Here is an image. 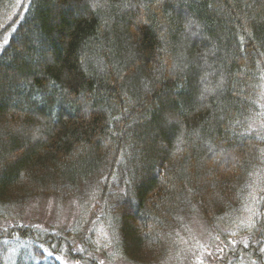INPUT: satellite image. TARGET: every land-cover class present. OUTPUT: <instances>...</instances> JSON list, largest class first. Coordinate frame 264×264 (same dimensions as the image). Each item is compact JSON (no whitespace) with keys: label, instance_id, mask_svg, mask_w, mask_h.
Masks as SVG:
<instances>
[{"label":"trees","instance_id":"trees-1","mask_svg":"<svg viewBox=\"0 0 264 264\" xmlns=\"http://www.w3.org/2000/svg\"><path fill=\"white\" fill-rule=\"evenodd\" d=\"M258 103L264 0H0V220L17 221L0 237V264L14 256L13 232L38 264H62L63 245L98 264L90 254L108 248L83 235L98 214L114 257L159 264L188 213L216 233L246 202L260 207L251 233L264 243ZM256 118L259 130L246 129ZM41 197L77 198L79 229L23 227Z\"/></svg>","mask_w":264,"mask_h":264},{"label":"rangeland","instance_id":"rangeland-1","mask_svg":"<svg viewBox=\"0 0 264 264\" xmlns=\"http://www.w3.org/2000/svg\"><path fill=\"white\" fill-rule=\"evenodd\" d=\"M258 105L260 104L258 103ZM260 107L264 111V107L261 105ZM259 126V120L256 118L249 122L246 129L254 131ZM244 205L243 212L236 219L234 226L232 228L221 227L218 230L219 232L216 231V233L212 232L213 229L204 222L200 215L188 213L189 216L186 217L184 228L178 230L176 247H173L174 250H170L169 257L159 264H264V243L259 244V239H254V233H251L254 225L253 221L261 216L260 207L252 205L250 202H246ZM82 209L83 205L77 198L61 201L55 197H41L29 202L21 215V220L23 227L30 228L33 226L34 233L37 235L42 233L43 237L46 235L60 236L66 234V231L79 229L78 225H80ZM101 215L93 216L94 220L92 219L93 221L87 222L83 235L91 237L94 230L96 234L94 242L96 241L98 245L96 246L97 249L102 251L100 247L103 245L108 248L106 250L108 254L105 256L101 252L92 253L89 257L93 258L98 264H130V262L121 257H114V249L111 248L112 232L109 226L103 225V227H100L97 224V218L99 219ZM13 219L0 220V237L6 230L16 225L17 221L15 222ZM11 234H13L10 235L12 238L9 239L8 236L5 238L8 241L5 244L10 246V251L15 250V252L14 256L10 258L5 256V264H16V260L22 251H24L23 260L27 264H38V262H41L32 253L33 249L30 247L32 243L30 245V243L21 241L19 236L15 235V232ZM63 237L66 238V236ZM36 240L42 244H46L40 237ZM42 244L36 243L40 249L39 251L45 254V261H47L50 255L54 256L52 254L53 251L50 246L48 248ZM69 244L72 246V249H76L79 245L75 240H71ZM58 249L59 253L57 255L59 256L56 257L62 264H84L77 263L72 258L70 259L66 254L64 245ZM72 254L73 257L78 256L75 250L72 251ZM261 254L263 256H259Z\"/></svg>","mask_w":264,"mask_h":264}]
</instances>
